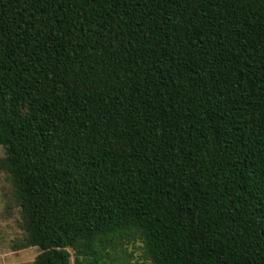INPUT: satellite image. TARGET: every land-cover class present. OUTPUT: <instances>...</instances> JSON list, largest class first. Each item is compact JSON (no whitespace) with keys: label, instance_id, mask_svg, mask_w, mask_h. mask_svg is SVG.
Masks as SVG:
<instances>
[{"label":"trees","instance_id":"obj_1","mask_svg":"<svg viewBox=\"0 0 264 264\" xmlns=\"http://www.w3.org/2000/svg\"><path fill=\"white\" fill-rule=\"evenodd\" d=\"M0 147L33 264H264V0H0Z\"/></svg>","mask_w":264,"mask_h":264},{"label":"rangeland","instance_id":"obj_2","mask_svg":"<svg viewBox=\"0 0 264 264\" xmlns=\"http://www.w3.org/2000/svg\"><path fill=\"white\" fill-rule=\"evenodd\" d=\"M4 157L5 150L0 147V161ZM115 234L118 235L119 231ZM113 236L97 239L96 248L105 257L100 264H153L146 241L136 231L128 240H113ZM25 238L14 184L7 173L0 171V264L34 263L39 250L36 247L22 248ZM86 247V242H82L70 250L75 255ZM82 264H92V261L83 260Z\"/></svg>","mask_w":264,"mask_h":264}]
</instances>
